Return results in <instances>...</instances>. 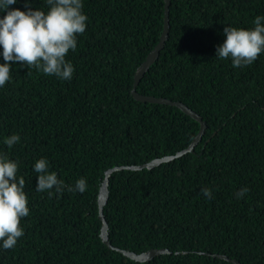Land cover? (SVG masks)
<instances>
[{
    "label": "trees",
    "instance_id": "trees-1",
    "mask_svg": "<svg viewBox=\"0 0 264 264\" xmlns=\"http://www.w3.org/2000/svg\"><path fill=\"white\" fill-rule=\"evenodd\" d=\"M30 6L47 11L46 0ZM9 8L23 11L24 0ZM83 11L86 31L66 56L70 81L8 62L0 151L19 164L29 216L0 264H232L217 255L264 264V53L242 69L215 57L223 28L253 27L264 0H169L166 39L135 91L184 104L204 129L192 151L139 170L120 168L174 155L201 128L177 106L132 94L163 33L165 0H84ZM13 133L21 140L9 149ZM41 157L67 184L85 178L87 190L37 192ZM117 249L168 252L137 261Z\"/></svg>",
    "mask_w": 264,
    "mask_h": 264
},
{
    "label": "clouds",
    "instance_id": "clouds-1",
    "mask_svg": "<svg viewBox=\"0 0 264 264\" xmlns=\"http://www.w3.org/2000/svg\"><path fill=\"white\" fill-rule=\"evenodd\" d=\"M17 0H0V88L11 81L9 61L34 68L45 76H55L59 80L70 81L74 66L66 60L68 52L77 48V37L86 31L87 15L84 13V0H46L47 11L32 8L30 0H24V10L9 8ZM253 27L242 28L231 25L223 28L224 40L216 46L215 57L231 60L233 68L251 66L261 53H264V15L253 18ZM18 133L7 136L3 143L11 149L19 143ZM19 164L7 152L0 151V249L9 250L16 246L24 235L20 226L22 218L29 216L28 197L25 180L18 176ZM37 182L36 191L55 193L59 197L64 191L84 193L86 179L80 177L74 184L59 179L49 168L45 157L37 159L33 166ZM249 189L242 187L236 193L243 198ZM201 193L208 199L212 191L204 187Z\"/></svg>",
    "mask_w": 264,
    "mask_h": 264
},
{
    "label": "water",
    "instance_id": "water-1",
    "mask_svg": "<svg viewBox=\"0 0 264 264\" xmlns=\"http://www.w3.org/2000/svg\"><path fill=\"white\" fill-rule=\"evenodd\" d=\"M168 5H169V0H165L164 29H163V33L161 35L160 41L155 46L153 51L147 56L146 60L141 64L140 69L135 74L134 86H133V89H132V94L139 101L164 103V104H170V105L177 106L178 108L183 110L185 113H187L191 117H193L196 120H198L200 122V124H201V128H200V131L197 134V136L194 138V140L184 150H181V151H179L176 154L171 155V156H166V157H163V158H160V159L153 160V161H151L149 163H146V164H142V165H138V166H131V167H121L120 169H123V168L132 169V170H139V169H143V168H148L149 169V168H152V167H154L156 165H159L162 162L169 161L171 159H174L177 156H181L184 153L190 152V151H192L193 146L196 144V142L200 138V135H201V133H202V131L204 129V122L200 119V117L196 113H194L192 110H190L184 104H182L180 102H173V101L166 100V99H163V98H156V97H152V96L140 95V94H138L135 91V86L137 85L140 77L144 74V72L147 70L149 65L157 57L158 52L160 51V49L163 47L164 40L166 39V36H167V29H168ZM105 199H106L105 192L102 191V193L100 194V197H99V213H100V218H101L102 221H103L102 205H103ZM103 224H104V230H105L106 229V224H105V222ZM104 240H105V235H104ZM105 242L107 243L106 240H105ZM117 250H119L122 254L128 256L129 258L137 260V261L149 260V259H151L152 257H154L157 254H163V253H167L168 252L166 249H150V250H148L146 252H142L140 254H136V253L125 251V250H120V249H117ZM217 256L219 258H223L225 260L230 261L232 264H240L235 259H229L226 256H222V255H217Z\"/></svg>",
    "mask_w": 264,
    "mask_h": 264
}]
</instances>
